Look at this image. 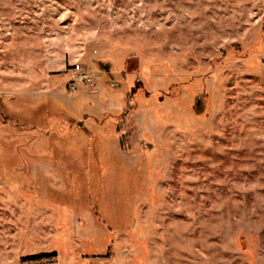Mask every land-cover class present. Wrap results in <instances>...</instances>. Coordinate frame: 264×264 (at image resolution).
<instances>
[{
	"label": "rangeland",
	"instance_id": "1",
	"mask_svg": "<svg viewBox=\"0 0 264 264\" xmlns=\"http://www.w3.org/2000/svg\"><path fill=\"white\" fill-rule=\"evenodd\" d=\"M0 264H264V0H0Z\"/></svg>",
	"mask_w": 264,
	"mask_h": 264
},
{
	"label": "trees",
	"instance_id": "2",
	"mask_svg": "<svg viewBox=\"0 0 264 264\" xmlns=\"http://www.w3.org/2000/svg\"><path fill=\"white\" fill-rule=\"evenodd\" d=\"M89 119V117L87 116L86 120ZM116 119H118V115L116 116ZM115 119V120H116ZM75 125H73V128H77L76 131H79L81 130L82 128L85 127V121H82V122H78V123H73ZM102 125V124H100ZM117 133L116 134V137H120L123 142V140L125 139L124 138V133H122V129L119 127V124H118V121H117ZM121 142V144H122ZM57 251H52V252H43V253H39V254H32V255H28L26 257H24V261L26 262H36V263H40L42 261H52V259H54L56 256H57Z\"/></svg>",
	"mask_w": 264,
	"mask_h": 264
},
{
	"label": "built area",
	"instance_id": "3",
	"mask_svg": "<svg viewBox=\"0 0 264 264\" xmlns=\"http://www.w3.org/2000/svg\"><path fill=\"white\" fill-rule=\"evenodd\" d=\"M72 70L76 74L78 81L84 82L86 79H90L89 74L84 70L81 64L77 63L73 66ZM75 80V79H74Z\"/></svg>",
	"mask_w": 264,
	"mask_h": 264
},
{
	"label": "flooded vegetation",
	"instance_id": "4",
	"mask_svg": "<svg viewBox=\"0 0 264 264\" xmlns=\"http://www.w3.org/2000/svg\"><path fill=\"white\" fill-rule=\"evenodd\" d=\"M97 64H98L97 65L98 68H104L106 70L105 73L108 72V70H109V64H107V63H105L103 61H99ZM110 71H111V69H110ZM114 73H116V72L114 71ZM121 73L123 74V72H121ZM123 75H125V74H123Z\"/></svg>",
	"mask_w": 264,
	"mask_h": 264
}]
</instances>
